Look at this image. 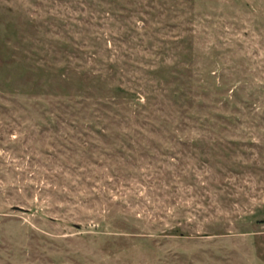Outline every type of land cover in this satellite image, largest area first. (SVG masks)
Wrapping results in <instances>:
<instances>
[{"label": "rangeland", "instance_id": "obj_1", "mask_svg": "<svg viewBox=\"0 0 264 264\" xmlns=\"http://www.w3.org/2000/svg\"><path fill=\"white\" fill-rule=\"evenodd\" d=\"M0 264H264V0H0Z\"/></svg>", "mask_w": 264, "mask_h": 264}]
</instances>
